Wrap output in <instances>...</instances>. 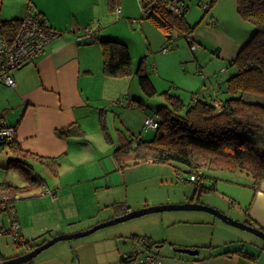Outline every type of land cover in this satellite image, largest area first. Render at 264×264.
<instances>
[{"label": "crops", "instance_id": "crops-1", "mask_svg": "<svg viewBox=\"0 0 264 264\" xmlns=\"http://www.w3.org/2000/svg\"><path fill=\"white\" fill-rule=\"evenodd\" d=\"M221 1L209 10L214 25L211 22L209 24L218 26V28L212 29L213 31H220L223 24L220 10L227 12L228 20H232L236 25L239 24V27L245 32L233 43V52L234 48L235 52L238 49L240 52L249 38L253 36L255 28L237 14L236 0H227L223 7ZM183 3L184 7H188L186 0ZM209 4H206L205 8ZM29 7H33L37 13L45 17L53 28L63 33L48 46L45 54L37 61L14 72L17 82L15 88L1 87L0 89V119H3L7 125L16 128L17 140L23 150L27 152L41 157L57 158L61 167L62 161H66L78 151L74 150L73 139L81 137H61L58 132L69 127H75L81 133L84 132L81 127L83 120L89 116L96 118L100 111L104 112L102 108L106 107L109 102L114 108L120 110L123 127L131 132L130 136L142 139L141 134L147 129L146 119L148 117L156 119V117L149 115L141 102L135 99L141 98V92L144 93L139 86L140 83L136 82L141 61H136L135 54H142L139 60L148 54L153 55L154 65L148 66L147 69L145 61L142 64L153 84L158 82L157 79L160 75L165 74L163 76L167 77L166 72L169 66L162 64L164 57L168 61L176 59L175 66L182 67V70L186 72L184 74V72L177 71V74H180L179 82H185L184 85L188 86L186 90L192 91L191 102L197 95L206 98L218 97L219 99L227 97L224 91L226 81L230 76L219 83L210 75L209 68L211 66L222 68V65L216 63L214 57L208 53L210 52L208 50H211L209 47L204 49V46H208L207 42L203 38H201V42L199 34L195 32L191 38L193 42L197 43L198 48L196 50L191 48L193 55L187 54L175 58L176 53L171 52L174 42L165 41L163 32L149 20L143 18V6L139 0H0V23L24 18ZM97 21H99V25H97ZM89 26L94 27L97 31L98 41L93 44L78 42L76 36L81 33L83 28ZM212 30L207 31V36L212 34ZM180 35L186 37L183 34ZM102 40L119 41L129 47L135 71L132 76L119 79L105 76ZM203 44L205 45L203 46ZM189 45L191 47L190 43ZM236 57L233 55L231 58L235 59ZM205 58L210 59V63L206 62ZM158 74L160 75L158 76ZM201 79L204 81L203 84ZM177 84L179 86V83ZM132 90L135 92L134 98ZM175 95L180 97L177 93ZM120 97H122L121 100H118ZM115 99L117 101H113ZM121 132L125 136V131ZM153 138L144 137V140L149 141ZM114 161L117 170L121 172L140 165V162H137L134 165L121 166L115 158ZM147 162L160 164L153 161ZM161 165L164 168L173 167L174 172L180 169L172 164ZM102 168L107 172L103 164ZM103 177L104 181L101 185L93 182L95 178L92 176L85 179L83 182H93L88 190L80 192L56 191L53 197L48 194L44 196L42 193V197L44 196L42 202L45 200L51 208L33 215V222L35 225L38 224L39 229L36 233L37 236L45 234L46 238H52L60 234L84 231L103 221L99 220V215L106 209H116L117 216L130 212L133 209L132 205H125L127 208L124 209L122 202L107 199V194L114 183L111 181V177L107 178L104 175ZM251 183V181H246L244 184H239L237 192L239 209L237 212L239 214L234 218L264 229V181L259 190H254ZM212 185L206 183L204 187ZM216 186L217 182L215 183L217 190ZM42 188L46 189L47 183ZM100 190L104 191L101 195L103 197L97 199L96 196ZM93 198L96 200L90 201ZM46 202L45 204H47ZM85 205L89 208L87 209ZM147 206L148 204L142 205V207ZM185 211L205 212L202 210ZM14 212L20 223L21 217L17 215L16 205ZM93 218L98 221L93 223L88 221ZM195 218L194 221H179L178 224L186 226L174 235L162 237L159 240L152 238L153 242H159L162 245L149 249L139 242L134 244L137 248L134 246L135 250L126 253L127 255L125 254L124 257L133 259L148 249L161 258L162 264H264V243L254 240L243 230L230 226L217 217L200 215ZM86 221L87 223H85ZM24 222H27L25 217H23V223H20L23 233L32 228L30 225H25ZM84 223L89 225H83ZM166 244H169L173 250L190 248L199 250L200 253L197 256H191L175 252L176 254L165 257L162 256L159 249ZM63 245L59 248L60 250L49 252L50 254L39 261H34L33 264L126 263L124 262L126 258L122 257L120 261L115 257L114 250L110 246H103L93 257L84 252L83 257L79 258L78 256L79 260L76 259L78 260L76 263L70 258V255H67V253H71L69 246ZM238 251L241 253H234L230 256L225 254ZM242 254L255 257L256 261H251Z\"/></svg>", "mask_w": 264, "mask_h": 264}, {"label": "rangeland", "instance_id": "rangeland-1", "mask_svg": "<svg viewBox=\"0 0 264 264\" xmlns=\"http://www.w3.org/2000/svg\"><path fill=\"white\" fill-rule=\"evenodd\" d=\"M186 1L189 7L187 12V19L189 23L193 26H198L195 32L199 34V40L201 41V38H203L208 44V46H204L205 44H203L204 49L209 47L211 50H208L210 51L208 53L214 57V61L216 63L222 65V68H216L214 65L209 68L211 71L210 75L214 77L216 82L220 83L230 76V74L236 72V68L231 67L232 61L236 58L233 59L231 57L233 55L236 57L239 49L235 52L234 48L233 52V43L238 37L243 36L245 32L239 27V24L236 25L232 22V20L229 21L226 17L227 12H223L222 10H220V15L223 18L222 29L220 31H213L212 29L218 28V26L215 27L209 24L210 22L212 23V16L210 17V12L207 13L205 10L206 4H209L211 0ZM219 1L220 0H217L215 6H217ZM226 3L227 0H222V7ZM236 12L238 14L237 8ZM212 24L214 25V23ZM209 30H212V34L207 36V31ZM164 38L166 41L167 38L165 35ZM250 39L251 38H249V40ZM173 42L171 52L173 54L176 53L175 58L182 57L187 54L191 56L193 55L189 41L186 37H183L178 33L176 34L175 41L173 40ZM141 57L142 54H135L136 61H145V67L147 69L148 66L151 67V65H154L152 54L143 56L144 58L139 60ZM165 58L166 57H164L162 64L169 66L166 73L167 77L172 78L169 79L163 76L165 74H158L160 77L157 79L158 82H155L154 86L156 85L155 87L159 93H157L154 97H149L145 93L141 92V98H135L138 102H141L142 106L145 107L149 115L155 117H157V111L160 107L168 105L167 98L162 95L163 92H169L174 95L177 93L180 96L179 98H181L186 104L191 102L193 96L192 91L186 90V87H188L187 85H184L186 83L179 82L178 77L180 74H177V71L183 73L184 71L182 70V67L178 68L175 66L176 59H174V61H168ZM204 60L210 63V59L205 58ZM223 65L225 67L224 69ZM184 74H186V72H184ZM136 82L139 83L138 77ZM203 82V79H201L202 84ZM177 83H179V86ZM1 87L4 88L6 86H0V89ZM137 88L139 89V87ZM131 93H133V95H131L134 98L135 92L132 90ZM121 98L122 97L118 98V100H121ZM113 101L117 100L115 99ZM102 109L104 112L100 111L96 118L89 116L87 119L83 120L81 124L82 130L84 131L82 132L83 136L80 139L75 138L72 141L74 150L77 149L78 151L72 154L66 161H62V165L58 169V172H52L48 167L40 164L39 162L28 159V162L33 167L32 172L35 173L34 175L38 174L39 177L47 183V188L50 190L34 186L31 192L22 193V198L16 201V212L18 217H21V219H19L20 223H23V217H25L27 220V222H24L25 225H30L32 228L24 233L21 231L17 242H15L13 236L11 235H6L0 238V260L2 262L27 254L28 252L27 248L24 246V242L32 241L33 239L38 238V234H36L39 231L38 224H34L33 215L38 212L40 213V211L44 209L51 208L45 200L42 202V198L46 196L45 194L42 197V193L50 191L51 193L48 195L53 197L54 193L56 194V191L80 192L82 190H88L93 182L97 183V185H101L104 181L103 175L107 176V178L111 177L110 179L114 183V186L107 194V199L122 202L124 207L125 205H132L133 209H131L130 212L146 208L142 207V205L147 204V207H153L187 203L198 204L200 202L202 205L216 208L222 212L226 211L224 213L232 218L239 214L237 212L239 211L237 204L239 184H244L246 181L252 182V178L247 174H231L225 172L218 173L216 175L219 179L210 177L206 182L208 185H214V183L217 182V190L203 192V188L197 187L194 183L182 181L179 178V174H181L187 180L189 179L190 174L186 172L184 168H180L179 171L174 172L175 169L170 166L164 168L161 164L149 163L147 161H137L140 162V165L134 167V169L131 168L126 172L118 171L114 161L116 149L124 143H129L128 141L131 139V132L124 129L120 118V110L114 108L112 103L109 102L108 105ZM121 131H125V136H123ZM155 133V130L147 128L144 133L141 134L143 136L142 139H144V137L153 138ZM120 155L124 156L121 153ZM18 158L26 160L25 158H21L11 152L10 149L0 148V183H9L17 187H22L27 184L23 175L17 169L11 167V161L16 159L18 160ZM126 159L129 160L126 161ZM125 161L132 165L137 163L130 157H126ZM102 164L107 169V172H105L102 168ZM108 173L109 175H107ZM89 176L94 177L95 180L93 182H83L85 179L89 178ZM206 183L204 186H206ZM196 190L197 192L195 193ZM103 192V190H100L99 193H97V199H101L103 197L101 196ZM95 200L96 198L90 199V201ZM45 202L47 204H45ZM85 207L87 209L89 208L87 205H85ZM126 208L127 207L124 209ZM115 210L116 209L114 208L104 210L99 215V220H103L101 222H105L123 215L119 214L117 216ZM200 215L216 218L210 213L199 211L176 210L152 213L127 222L99 229L83 238L59 242L48 250L42 252L35 259V261H39L51 252L60 250L59 248L64 246L63 244L69 246L71 253H67V255H70V258H72L76 263L79 260L78 256L79 258L83 257L84 252H87L86 254H88V256L93 257L98 253V251H100V249H102L103 246L112 247L115 257L121 261L122 257L127 255L126 253L134 251L135 247L137 248V246H135L136 243H143V237H151V239L153 238L154 240H159L162 237H169L177 233L181 228H185L186 225L178 224L179 221H194V219H196L195 217H200ZM49 217L51 218L52 216ZM3 220L5 221L6 227H9L11 223L10 216L5 214L3 216ZM88 221L93 223L94 221H98V219L93 218ZM85 223H87V221ZM85 223L83 225H89ZM97 224H94L90 228ZM90 228H87L86 230ZM245 234H248V236L258 242L264 243L263 239L252 233L246 232ZM135 235L137 239L133 240L132 237ZM50 239L51 238L48 240ZM38 243H41L40 245H42L45 242L42 243V240H39ZM159 251H161L162 256L165 257H169L168 255L176 252L169 244L164 245L159 249ZM119 264L124 263L120 262Z\"/></svg>", "mask_w": 264, "mask_h": 264}, {"label": "trees", "instance_id": "trees-1", "mask_svg": "<svg viewBox=\"0 0 264 264\" xmlns=\"http://www.w3.org/2000/svg\"><path fill=\"white\" fill-rule=\"evenodd\" d=\"M184 0H142L143 18L149 20L160 29L169 43L176 34L191 36L197 25H191L187 20L188 7ZM217 0H211L205 9L208 13ZM181 5V15L171 10V5ZM239 16L254 26L251 39L242 47L231 67L236 72L231 74L225 84L227 97H200L186 104L178 96L163 92L168 105L160 107L156 120L159 127L152 140H144L131 136L129 143L117 147L115 160L121 166H127L130 157L133 161H153L160 164H172L184 168L188 173L200 174L207 179H218V173H244L252 178L251 186L259 190L264 181V0H236ZM19 20L3 21L0 24V35L9 32L16 33ZM99 39V38H98ZM104 58V74L110 78H126L132 76V55L129 47L119 41L102 40ZM141 62L137 75L143 92L149 97L159 93L143 69ZM15 128V127H14ZM61 137L83 136L78 128L69 127L58 132ZM125 138V137H124ZM1 149L23 157L11 161V167L17 169L25 178L27 184L22 187L9 183H0V198H8L13 209L16 201L22 198V193H28L34 186L43 187L45 182L32 172L33 167L28 159L39 162L52 172H58L60 163L57 158L37 156L23 150L18 140L2 145ZM120 153L124 156H121ZM121 156V157H120ZM204 187V186H202ZM204 191H216L215 183ZM203 191V192H204ZM255 225L256 222H254ZM257 228L264 231L262 227ZM53 238V237H52ZM49 238L45 234L24 242L27 252L32 251ZM136 240V235L132 237ZM147 248L162 245L153 242L150 237L142 238ZM234 253L226 252L230 256ZM251 261L255 257L242 254ZM128 257L124 262L130 261ZM1 261V260H0ZM32 260L28 264H33Z\"/></svg>", "mask_w": 264, "mask_h": 264}, {"label": "built area", "instance_id": "built-area-1", "mask_svg": "<svg viewBox=\"0 0 264 264\" xmlns=\"http://www.w3.org/2000/svg\"><path fill=\"white\" fill-rule=\"evenodd\" d=\"M142 3V0H139ZM171 10L181 15L183 9L181 5H171ZM99 25V21L96 22ZM1 24V23H0ZM76 31V30H75ZM62 31L53 28L45 19V17L37 13L33 7H29L24 18L21 19L16 33L9 32L7 35H0V86L15 88L17 86L14 72L26 65L34 63L43 56L48 46L58 37L62 35ZM78 42H89L90 44L98 41V33L94 27L89 26L83 28L81 33L76 36ZM191 44V48L196 50L197 43L193 42L191 36H186ZM148 129L157 130L159 124L153 117H148L145 121ZM17 139L16 128L9 126L3 119H0V147ZM152 162V161H150ZM187 180L183 175L179 174L182 181L194 183L197 187H202L207 178L195 173H189ZM47 191L45 194H50ZM8 214L11 218L9 227H6L3 216ZM21 233V225L15 217L12 204L8 202V198H0V238L6 235L13 236L15 242ZM124 264H162L161 258L156 256L152 251H145L135 256Z\"/></svg>", "mask_w": 264, "mask_h": 264}, {"label": "water", "instance_id": "water-1", "mask_svg": "<svg viewBox=\"0 0 264 264\" xmlns=\"http://www.w3.org/2000/svg\"><path fill=\"white\" fill-rule=\"evenodd\" d=\"M176 210H202V211L208 212L212 214L213 216L222 220L224 223L230 226H233L235 228L241 229L243 231L252 233L264 240L263 230L257 227H254L250 224H247L246 222H241L239 220H236L228 216L227 214L223 213L222 211L216 208H213V207H209V206H205L201 204H193V203L180 204V205L153 206V207H146L140 210L128 212L126 214L113 218L112 220L101 222L95 225L94 227L88 230H85V231L71 233V234L57 235L51 238L50 240L46 241L44 244L37 246L35 249L28 252L27 254H24L22 256H19V257L10 259V260L0 262V264H28L32 260L36 259L42 252H44L45 250H48L49 248H51L52 246H54L55 244L59 242L83 238V237H86L96 232L99 229H103L109 226L127 222L132 219L139 218V217H142L148 214L164 212V211H176ZM175 251L178 253L188 254L191 256H197L200 253L199 250H193L190 248H176Z\"/></svg>", "mask_w": 264, "mask_h": 264}, {"label": "flooded vegetation", "instance_id": "flooded-vegetation-1", "mask_svg": "<svg viewBox=\"0 0 264 264\" xmlns=\"http://www.w3.org/2000/svg\"><path fill=\"white\" fill-rule=\"evenodd\" d=\"M0 262H2V261H0Z\"/></svg>", "mask_w": 264, "mask_h": 264}]
</instances>
